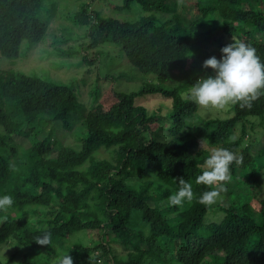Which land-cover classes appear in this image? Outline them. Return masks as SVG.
<instances>
[{
	"label": "trees",
	"instance_id": "obj_1",
	"mask_svg": "<svg viewBox=\"0 0 264 264\" xmlns=\"http://www.w3.org/2000/svg\"><path fill=\"white\" fill-rule=\"evenodd\" d=\"M45 1L0 0V55L42 43L69 57L71 37L93 48L111 43L120 58L95 51L78 83L0 71V196L14 201L0 211V249L10 240L26 248L20 264H55L67 253L74 264H264V95L222 117L181 98L214 75L203 62L220 59L233 36L264 61V0H117L107 16L88 12L87 0L73 23L45 16ZM109 59L120 63L117 75L101 71ZM119 81L137 85L125 90ZM82 82L91 85L90 108ZM149 96L160 106H148ZM203 139L242 158L210 206L199 197L211 189L196 183L209 154ZM181 177L194 198L173 206ZM44 231L51 245L33 239ZM77 232L90 242L73 241Z\"/></svg>",
	"mask_w": 264,
	"mask_h": 264
},
{
	"label": "clouds",
	"instance_id": "obj_2",
	"mask_svg": "<svg viewBox=\"0 0 264 264\" xmlns=\"http://www.w3.org/2000/svg\"><path fill=\"white\" fill-rule=\"evenodd\" d=\"M233 43L221 49L222 57L212 56L203 62L205 69L211 68L214 75L199 78L181 97L191 101L202 110H224L230 105L239 104L241 109L251 108L253 102L264 95V61L257 55L256 49L233 36ZM200 147L208 152L203 163V171L196 178L197 184L208 186L199 197V203L210 206L217 202L223 191L222 184L230 179V165L242 163L231 150L217 147L208 149L205 139ZM179 189L168 198L173 206L182 205L194 198L192 185L179 178ZM11 195L0 196V211L7 212L13 205ZM39 245H51V233L44 231L34 236ZM55 264H74L71 255L61 254L55 258Z\"/></svg>",
	"mask_w": 264,
	"mask_h": 264
},
{
	"label": "rangeland",
	"instance_id": "obj_3",
	"mask_svg": "<svg viewBox=\"0 0 264 264\" xmlns=\"http://www.w3.org/2000/svg\"><path fill=\"white\" fill-rule=\"evenodd\" d=\"M88 2L87 0H46L45 1V8H44V15L50 16L53 13L52 18L53 19H60L66 22L73 23V17L75 14L78 13L80 10L81 4ZM117 0H93L90 1V9H88V12H92V10L95 8L96 10H103L102 14L103 16H107L115 9V5L117 4ZM86 27L80 26V33L82 36L85 34ZM75 39V40H73ZM73 40V41H72ZM68 44H64V47L67 48V46H73L71 48L70 56L69 57H61L57 54L55 50H52L50 48H43V44L39 43L36 46H27V43L23 44V48L21 51V54L19 57H5L0 55V71L5 69H14L16 71H23L28 74H37L41 77L47 78L51 81L60 83H77L79 79L81 80L82 74H85V72L88 70L89 66L82 62L84 58H91L94 56L95 51H101L102 55H106L108 58H115L119 59L120 56L116 55L117 49L116 46L110 47L111 43L107 44L105 48L104 46H99L97 48H93L89 45L88 39L79 40L76 38H71L68 40ZM86 42V46H81L83 43ZM118 47V46H117ZM111 59L104 61L103 65H101V71H110L111 73H115L116 75L121 71V66H119L120 63L116 62L115 60L112 62L113 66L110 63ZM131 66V65H130ZM88 76V75H87ZM95 76V74L91 75L90 79ZM89 80V78H88ZM123 81H119V83H122ZM134 81L126 82L124 81L121 84L122 89H129L133 90L135 88ZM90 82H87L86 85L82 83L78 84V88L85 91L84 97L81 98V101L86 105L87 108H90L92 97H90L89 90L91 89V85H89ZM104 83H109V80H106ZM137 85V84H136ZM87 91V92H86ZM105 99L107 102L110 101V94L108 92L105 93ZM148 99L145 100V102L150 107H158L159 104H156L157 100L149 96ZM229 106L226 107L224 110H202L199 109L198 113L204 116H224L226 112L228 111ZM78 123L75 121L73 123L75 126ZM1 128V127H0ZM60 128V126H59ZM48 132V129L45 130V132L41 133V136L45 135ZM63 133V132H62ZM64 134L67 136L68 141L71 142L72 132L64 131ZM17 140L24 144V147H29L31 145L30 139H24L22 137H16ZM110 153L108 150L102 149L100 150V157H109ZM263 178V177H262ZM262 192L259 194V196L262 198L264 197V178L262 187ZM260 189L258 191L260 192ZM258 192V193H259ZM13 215H17V213H13ZM73 241H81V242H90V238L88 237L86 232H77V234L72 236ZM71 243H73L71 241ZM26 251V248L23 246H18L15 242V240H10V242L3 244L0 249V259L8 264H20V260L22 259L23 253ZM15 256L14 259H11L12 256ZM48 264V263H43Z\"/></svg>",
	"mask_w": 264,
	"mask_h": 264
}]
</instances>
